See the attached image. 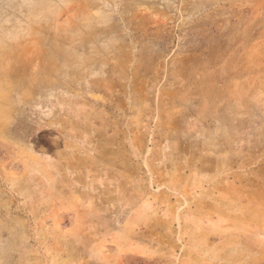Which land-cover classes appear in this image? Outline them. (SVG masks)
Instances as JSON below:
<instances>
[{
	"label": "rangeland",
	"instance_id": "rangeland-1",
	"mask_svg": "<svg viewBox=\"0 0 264 264\" xmlns=\"http://www.w3.org/2000/svg\"><path fill=\"white\" fill-rule=\"evenodd\" d=\"M0 264H264V0H0Z\"/></svg>",
	"mask_w": 264,
	"mask_h": 264
}]
</instances>
